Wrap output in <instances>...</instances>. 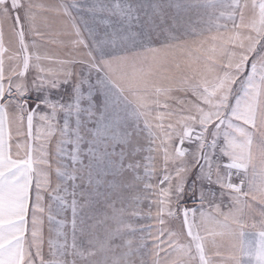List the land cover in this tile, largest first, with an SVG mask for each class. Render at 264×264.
Returning a JSON list of instances; mask_svg holds the SVG:
<instances>
[{
	"label": "snow or ice",
	"instance_id": "snow-or-ice-1",
	"mask_svg": "<svg viewBox=\"0 0 264 264\" xmlns=\"http://www.w3.org/2000/svg\"><path fill=\"white\" fill-rule=\"evenodd\" d=\"M0 264H264V0H0Z\"/></svg>",
	"mask_w": 264,
	"mask_h": 264
},
{
	"label": "rangeland",
	"instance_id": "rangeland-1",
	"mask_svg": "<svg viewBox=\"0 0 264 264\" xmlns=\"http://www.w3.org/2000/svg\"><path fill=\"white\" fill-rule=\"evenodd\" d=\"M249 223H251V221H249ZM246 231H251V229H248ZM149 244H151V241H148Z\"/></svg>",
	"mask_w": 264,
	"mask_h": 264
},
{
	"label": "crops",
	"instance_id": "crops-1",
	"mask_svg": "<svg viewBox=\"0 0 264 264\" xmlns=\"http://www.w3.org/2000/svg\"><path fill=\"white\" fill-rule=\"evenodd\" d=\"M252 238H255V237H252Z\"/></svg>",
	"mask_w": 264,
	"mask_h": 264
}]
</instances>
